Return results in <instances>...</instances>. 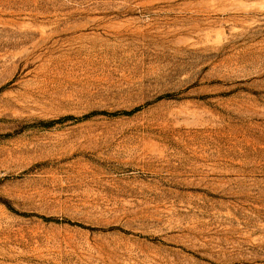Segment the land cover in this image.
<instances>
[{
    "label": "rangeland",
    "instance_id": "1",
    "mask_svg": "<svg viewBox=\"0 0 264 264\" xmlns=\"http://www.w3.org/2000/svg\"><path fill=\"white\" fill-rule=\"evenodd\" d=\"M0 264H264V0H0Z\"/></svg>",
    "mask_w": 264,
    "mask_h": 264
}]
</instances>
